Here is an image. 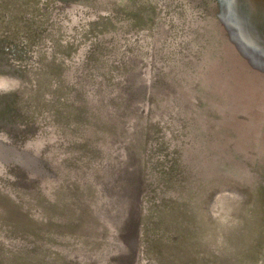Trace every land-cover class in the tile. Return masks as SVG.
I'll return each instance as SVG.
<instances>
[{
	"label": "rangeland",
	"instance_id": "1",
	"mask_svg": "<svg viewBox=\"0 0 264 264\" xmlns=\"http://www.w3.org/2000/svg\"><path fill=\"white\" fill-rule=\"evenodd\" d=\"M0 264H264V0H0Z\"/></svg>",
	"mask_w": 264,
	"mask_h": 264
}]
</instances>
